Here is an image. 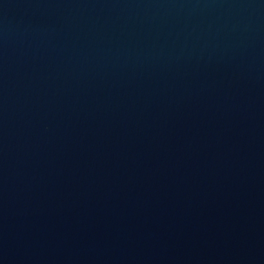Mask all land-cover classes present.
Wrapping results in <instances>:
<instances>
[{"label":"water","instance_id":"obj_1","mask_svg":"<svg viewBox=\"0 0 264 264\" xmlns=\"http://www.w3.org/2000/svg\"><path fill=\"white\" fill-rule=\"evenodd\" d=\"M0 264H264V0H0Z\"/></svg>","mask_w":264,"mask_h":264}]
</instances>
